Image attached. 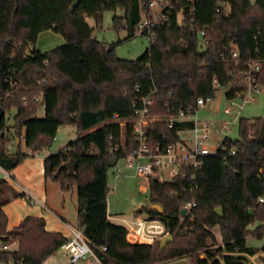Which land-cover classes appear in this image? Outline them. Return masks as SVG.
<instances>
[{"label":"trees","instance_id":"1","mask_svg":"<svg viewBox=\"0 0 264 264\" xmlns=\"http://www.w3.org/2000/svg\"><path fill=\"white\" fill-rule=\"evenodd\" d=\"M150 1L80 0L71 12L72 0H0V167L12 171L50 146L60 126H75L78 138L44 158L43 178L57 183L63 193L75 187L78 226L95 251L105 249L103 264L185 259L204 264L201 254L210 258L223 251L221 247L215 252L209 249L217 244L214 228L226 251L253 254L246 239L264 235L262 228L248 231L255 221H264V203H259L264 197L262 117L240 118L237 139L224 138V150L199 159L196 171L192 165L184 166L169 182H147L149 204L137 209L134 219L158 220L164 225L172 241L161 251L160 240L150 245L130 243L126 228L108 220L107 173L113 169L108 163L122 157L120 152L111 155L109 149L133 142L135 111L141 110L144 98L151 99L148 116L155 120L146 132L147 142L151 149L163 151L182 143L178 133L192 128L189 121H175L169 129L168 118L194 107L199 98L214 99L216 88L232 83L230 72L239 76L247 63H259L254 84L264 88V0H174L169 18L153 30L154 43L136 60L120 59L114 54V44L92 38L86 18L97 26L103 12L116 10L123 15L113 18L114 28L126 32L125 40L136 37ZM221 2L230 4L229 13L219 6ZM47 31L60 35L65 44L41 53L35 43ZM234 92H226V98ZM39 109L44 110L43 118L36 116ZM12 110L16 114L9 128L5 115ZM22 138L28 154L10 153L12 141L19 139V147ZM69 158L75 162L73 170L64 167ZM193 173L195 182L190 180ZM9 196L18 197L9 181L0 180V240L18 244L15 252L0 257L41 264L66 239L48 232L40 217H27L7 230L2 208L10 202ZM188 202L196 206L180 222L179 207ZM219 207L222 217L215 213ZM238 259L224 256L223 263L240 264Z\"/></svg>","mask_w":264,"mask_h":264},{"label":"built area","instance_id":"2","mask_svg":"<svg viewBox=\"0 0 264 264\" xmlns=\"http://www.w3.org/2000/svg\"><path fill=\"white\" fill-rule=\"evenodd\" d=\"M172 1L174 0H151L148 5V10L144 12L143 18L139 21L137 26L136 36L144 37L148 40V43H154L153 30L158 24L166 21L172 11ZM195 0H190V2ZM223 6H220L222 5ZM219 6L223 8L226 13L230 11V4L228 2H221ZM219 11V10H217ZM178 22L182 21V13H178ZM180 20V21H179ZM203 33L200 34L202 36ZM232 59L237 63V52L233 50ZM246 71L236 76L233 72L228 74V77L232 80L230 85H227V92L235 91L228 108L224 109V113L228 115L237 116L241 115L244 106L248 104H255L256 97L264 93V88L254 84V74L259 72L260 64L255 62H249L246 64ZM216 83V81L214 80ZM38 101V98H35ZM239 101V104L236 102ZM211 102L210 98H199L196 101L194 107L186 110L180 109L176 117H169L167 120L168 128L172 129L175 121H189L192 123V128L188 130L191 133V139L182 138V133H178L179 139L182 143L177 145H169L165 150L160 151L158 147L151 149L147 142L146 132L149 126L155 121L148 116L147 108L152 105L151 99L146 97L142 100L141 110L135 111L136 120L134 121V140L128 147L119 148L110 146L109 153L114 155L119 153L124 159L127 167L134 168L135 176L144 179L148 182L150 179H156L158 182H169L175 178L184 166L192 165L194 170L200 168L199 159L204 157L214 156L218 150H224L222 142L224 138H227L228 134L233 127L234 123L240 118L232 119L230 121H222L219 123V128L212 130L213 123L209 118L200 117V112L203 110L209 113L210 109H205ZM123 127L124 124L121 123ZM186 132V131H185ZM216 135L227 134L217 144L215 148H207L206 143L213 140V133ZM10 139H12L10 137ZM111 140V137H109ZM191 145V147L189 146ZM117 163V160H116ZM116 165V164H115ZM115 167V166H114ZM113 167V169H114ZM0 170L2 168L0 167ZM120 170L116 169L115 174L118 175ZM182 176V174H181ZM190 180L195 182L196 174L190 176ZM195 188H193L194 190ZM21 199L26 201L29 206L39 205L45 208V204L36 197L23 191ZM259 203H264V197L259 198ZM195 202H188L181 204L179 207V220L184 222L187 217L191 215L192 210L195 208ZM185 211L184 215L181 212ZM191 219V218H190ZM159 227L160 229H158ZM192 229V228H189ZM187 230V228H186ZM128 234L133 235L134 243L150 245L155 241L161 240L164 236L168 235L164 225L158 220H146L139 217L135 219L131 224V228L127 231ZM223 251L220 254L213 253V256L206 258H200L204 261V264H224L223 257L231 256L239 258L237 263L240 264H264V257L257 260L253 254H247L244 252L229 253L223 247L220 246ZM11 246L4 244L0 240V255L5 253H13L9 251ZM219 248V247H218ZM218 248H212L215 252ZM211 249V248H210ZM105 249L95 251L88 239L84 236L79 226L71 230V237L67 238L58 249L46 258L41 264H103V252ZM98 252V253H96ZM0 264H27L24 259H17L16 257L9 256L7 258L0 257ZM160 264H175L172 262H163Z\"/></svg>","mask_w":264,"mask_h":264},{"label":"rangeland","instance_id":"3","mask_svg":"<svg viewBox=\"0 0 264 264\" xmlns=\"http://www.w3.org/2000/svg\"><path fill=\"white\" fill-rule=\"evenodd\" d=\"M122 15L123 12L121 10L105 11L102 13L99 25L96 26L92 18H86V23L92 29V38L104 45L110 46L114 44L115 56L124 60H136L145 52L149 43L146 38L141 36L125 40L126 32L124 30H116L113 25V18L121 17ZM178 19H180V16ZM64 44V39L60 35L47 31L38 36L35 49L41 53H45L59 48ZM226 92V87L216 88L214 99H211L210 104L205 108L210 109L209 113L202 110L199 114L200 117L209 118L212 121L213 131L219 128V123L222 121L237 120L238 118H264V93L256 97L255 104L244 106L241 115L237 116L236 114L228 115L224 113V109L228 108L230 103V100L226 98ZM239 103V101L236 102V104ZM15 114L16 111L14 110L10 113H6L5 123L7 127L11 128L13 126ZM36 116L37 118H43L44 110L39 109ZM211 133H213L214 138L212 141L205 144L207 148H215L227 134L228 138L235 140L238 137L237 121L227 134L216 135L214 132ZM78 136L79 134L75 126H60L55 134V140L51 142L50 146L34 154L33 157L24 159L17 167L18 179L22 181V184L24 183V186L32 190L38 198H41L47 204L49 210L43 209L39 205L29 206L26 202L20 200L19 197H12L10 202L3 209L7 217V230H12L27 217L43 218L47 231L53 233L59 232L64 236L69 232L66 223L69 226L78 227L79 221L77 217V196L75 187L69 192L63 193L57 183L50 180L44 181L41 173L44 158L56 154L65 145L76 140ZM181 136L184 139H191L192 135L189 131H186L182 133ZM14 141L15 142L12 141L9 146L10 153L19 151L21 154H28L23 138L20 140L19 147L16 146L15 139ZM189 146L191 147L190 144ZM123 164H126L125 160L119 159L114 169L110 168L107 173V186L109 189L107 206L108 214L113 218L110 222L114 225L126 228L129 224L131 225L134 223V212L149 204V191L147 182L142 178L136 177L134 171L125 169ZM116 169H121L117 176L115 174ZM5 178H7V176L0 170V180ZM16 192L19 194L21 190L18 188ZM257 228H262L264 230V221H255L248 227V231L253 232ZM212 232L217 238H220L218 228L212 229ZM8 245L11 246L9 251L12 252H15L18 246L15 240L10 241ZM246 245L253 250L262 251L264 249V235L261 239L249 236L246 239ZM182 264H190V260L186 259Z\"/></svg>","mask_w":264,"mask_h":264},{"label":"crops","instance_id":"4","mask_svg":"<svg viewBox=\"0 0 264 264\" xmlns=\"http://www.w3.org/2000/svg\"><path fill=\"white\" fill-rule=\"evenodd\" d=\"M44 33V32H43ZM42 34V33H41ZM30 157H33V156H30ZM123 166H124V168L125 169H127V170H131V171H134V168H130V167H127V165L126 164H123ZM120 171H121V169H120ZM2 172L5 174V176H7V178H5V179H2V180H7V181H9V185L11 186V188H12V190H13V192L16 194V195H18V197L20 198V200H22L21 199V195L23 194V191H26L27 193H29V194H31L32 196H34V197H36L37 199H39L41 202H43L44 204H45V208H43V209H48L49 210V208L47 207V204L41 199V198H38L35 194H34V192L32 191V190H30L29 188H27L26 186H24V183L22 184V181L20 180V179H18V177H17V167L15 168V169H13L12 171H10V172H7V171H5V170H3L2 169ZM42 177H43V168H42ZM134 174H135V171H134ZM117 176V175H116ZM44 179V178H43ZM118 179V178H117ZM116 179V180H117ZM45 181V180H44ZM146 182V181H145ZM18 188L21 190V192L18 194L16 191L18 190ZM148 188V187H147ZM17 197V198H18ZM9 199L11 200L12 198H11V196H9ZM23 202H26V201H24V200H22ZM27 203V202H26ZM4 209V207L2 208V210ZM3 212H4V210H3ZM6 215V214H5ZM109 215V214H108ZM41 218V217H40ZM43 219V218H42ZM111 219H113V218H111V216L109 215L108 216V220L110 221ZM65 222V221H64ZM44 223H45V221H44ZM66 225L68 226V228H69V232H68V234L67 235H62L61 233H59L60 235H62L65 239H67V238H69V237H71V230L72 229H74V228H77V227H72L71 225L69 226L67 223H66ZM45 228H46V226H45ZM131 228V225L129 224L128 225V227H126V230L127 231H129V229ZM49 232V231H48ZM57 233V232H56ZM213 233V232H212ZM214 234V233H213ZM214 236H215V234H214ZM216 237V236H215ZM220 238H221V236H220ZM220 238H215L216 239V242H217V244L216 245H214V246H211L210 248L212 249V248H218V247H220L221 245H222V242H221V239ZM127 241L128 242H130V243H134V240H133V235L132 234H128L127 233ZM248 247V246H247ZM209 248V249H210ZM254 254V256L256 257V258H258L257 260L259 261V258H261V257H264V249L262 250V251H256V250H253L251 247H248ZM200 258H204V255H200ZM186 260V259H185ZM204 260V259H203ZM202 260V261H203ZM182 261H184V260H182ZM176 262H179V261H175V263Z\"/></svg>","mask_w":264,"mask_h":264},{"label":"water","instance_id":"5","mask_svg":"<svg viewBox=\"0 0 264 264\" xmlns=\"http://www.w3.org/2000/svg\"><path fill=\"white\" fill-rule=\"evenodd\" d=\"M80 0H72V3H71V6H70V11L73 12L74 9L76 8V6L78 5ZM220 6H223L220 5ZM198 48H199V52L200 53H203L205 52V46L203 44V42H199L198 43ZM41 101H42V97H41ZM3 117V110L0 108V120L2 119ZM19 144V139H16V145ZM74 160L73 159H70L68 163H66L64 165L65 168L67 169H70V170H73L74 169ZM116 164V160H112L108 163V166L109 167H114ZM150 209L152 210H157V211H161V209L157 206H150L149 207ZM215 213L218 217H222L223 216V210L219 207L217 209H215ZM185 214V211H182L181 212V215H184ZM172 241V237L170 235H166L164 236L163 238H161L160 242H159V250L161 251L168 243H170ZM0 252H1V249H0ZM183 261H179V262H176L175 264H182Z\"/></svg>","mask_w":264,"mask_h":264},{"label":"bare ground","instance_id":"6","mask_svg":"<svg viewBox=\"0 0 264 264\" xmlns=\"http://www.w3.org/2000/svg\"><path fill=\"white\" fill-rule=\"evenodd\" d=\"M158 229H160L159 227H157Z\"/></svg>","mask_w":264,"mask_h":264}]
</instances>
